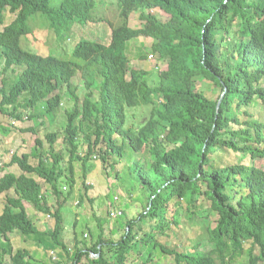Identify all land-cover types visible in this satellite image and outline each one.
<instances>
[{
	"label": "trees",
	"instance_id": "obj_1",
	"mask_svg": "<svg viewBox=\"0 0 264 264\" xmlns=\"http://www.w3.org/2000/svg\"><path fill=\"white\" fill-rule=\"evenodd\" d=\"M95 6V0H0V114L22 121L20 109L44 104L52 117L63 94L77 98L71 90L75 75L94 72L97 78L86 82V90L94 87L98 99L89 92L67 116L69 162H80L86 174L95 157L116 171L125 143L139 157L128 174L146 193L147 207L138 218L126 221L116 242L105 240L102 233L93 238L87 228L91 243L79 249L81 242L74 235L70 256L63 241V209L75 180L72 169L65 174L63 156L54 148L58 134L48 133L49 157L38 153L32 164L31 154L13 153L5 164L17 167L20 174L0 179V264H6V257L9 264L33 260L29 250L13 252L11 233L46 235L49 251L61 248L70 258L68 264H84L85 257L89 264H132L136 258L142 264L166 258L175 264H229L245 243L250 245L247 264H264V170L251 161L243 163L249 155L264 159V0H117L121 23L111 27L107 45L80 40L73 61L21 49L20 39L30 33L33 15L46 17L63 40L62 32L93 21ZM157 9L169 19L161 21L153 12ZM131 11L141 13L142 28L128 27ZM8 13L13 20L6 26ZM141 37L151 40V55L169 61L154 84L129 68L126 50L130 41ZM146 55L138 51L141 59ZM16 69L7 88L6 75ZM128 78L136 81L135 87ZM198 80H207L208 90L216 88L221 96L198 91ZM256 105L262 109L253 111ZM81 141L86 144L83 155L78 151ZM36 146L42 147V141L37 139ZM144 154L148 164L142 161ZM230 154L238 156L236 162L225 161ZM52 195L53 210L48 205ZM200 198L201 206H209L200 216L216 217L215 225L206 229L214 248L203 252L198 243L183 250L168 246L182 216L197 214ZM25 205L52 216L53 228L37 231Z\"/></svg>",
	"mask_w": 264,
	"mask_h": 264
},
{
	"label": "rangeland",
	"instance_id": "obj_2",
	"mask_svg": "<svg viewBox=\"0 0 264 264\" xmlns=\"http://www.w3.org/2000/svg\"><path fill=\"white\" fill-rule=\"evenodd\" d=\"M95 1L96 6L93 12V21L85 25L75 24L71 31L62 32L60 35L63 36V40L56 34L46 17L39 13L33 15L28 21L30 33L20 39L21 49L38 56H53L65 61H73V52L80 40L101 42L107 45L111 38V27H116L121 23L117 0ZM153 12L163 22L169 19V16L159 9ZM140 15L139 11H131L129 13L127 20L129 28H142L145 21L141 20ZM12 20L13 16L9 13L6 14L5 25H9ZM2 29L3 27H0V30ZM130 43L129 52L128 48L126 50V54L130 58L129 68L136 70L139 76H147L149 81L154 84L158 79L159 72L167 69L169 64L168 59L160 60L156 56L151 55V40L147 38L141 37L130 41ZM138 51L142 55L147 54V59H141L138 56ZM16 72H18V69L15 71L9 70L7 73L6 76L9 80L7 88L15 78ZM93 77L97 78L94 72L91 75L90 73L85 75V77L81 73H77L72 80L73 85L71 88L77 95V98L73 97L72 99L63 94L64 99H62L61 106L55 110L52 117L46 114L44 104H40L37 108L29 111H26L24 108L20 109L23 112L22 121H16L13 118L8 119L7 116L5 117L0 114V179L7 173L20 174L19 169L15 166L11 168L5 167V164L9 162L13 153L19 155L23 153L31 154L32 164L37 163L38 153H42L43 158L49 157L48 151L50 148L45 136L48 133L58 134L54 148L63 156L65 174L69 176L70 169H72L75 180L73 192L63 209L65 228L63 241L67 247L71 243L73 252L75 251L76 244L74 235L81 242L78 245L79 249H84L87 247V244L91 243L88 231H84L86 228L91 229L93 238L98 235V231L99 235L103 234L105 240L116 242L124 233L126 221L138 218L143 213L145 207H147L146 193L140 187L136 177L128 174V167L139 157L134 156L132 150L125 143L123 145L124 157L121 163L116 166V171H111L108 166L103 167L101 161L95 157L88 163L89 167L86 174L80 162H69L70 147L64 141L65 127L68 122L67 116L68 113L74 110L75 103L82 104L85 95L89 92H92L93 100L98 99L99 93L94 87L86 90V82ZM127 82L132 87H135L136 81H131L128 78ZM196 85L198 91L207 90L210 95L221 96L219 90L216 88L211 91L208 90L209 82L207 80H198ZM64 91L65 89L62 90V93ZM259 109H262L261 106L256 105L252 110ZM37 139L42 141V147L36 146ZM78 151L82 155L86 152V144L82 141L79 142ZM237 158V155L230 154V157H227L225 161L234 163ZM142 161L147 164L149 163L147 154L143 155ZM249 161L264 170V159H252L249 155L244 158L243 163L247 164ZM40 183L45 185L43 181H40ZM62 186L63 191L68 190V187ZM86 187H89V189L85 190ZM48 199V205L53 210L56 206V199L53 195L49 196ZM200 201H202V198L198 201L197 214L195 216H191V218H188L186 215L182 216L176 235L171 236L166 241L168 246L183 250V247L186 248L191 244L198 243L200 245L198 251L203 252H209L214 248L213 244L207 241L206 229L208 226L213 227L215 225L216 217L214 214H210L207 219L202 218L200 215L204 214L209 206L206 203L201 206ZM183 203V207H185L186 199H184ZM25 206L31 220L34 221L37 227V231L39 229V232H42L44 228L50 230L53 228L54 219L52 216L37 213L31 206ZM2 210L3 205L0 202V213ZM113 210L120 211L122 216L112 217L110 214ZM75 223L76 227H74ZM9 237L13 252L17 249L29 250L33 257L31 264H53L50 252H57L56 250L60 249L55 248L49 251L48 244L50 241L46 235L25 237L18 233H11ZM249 248V243H245L243 250L236 253L229 264H247ZM254 253H257V251L255 250ZM91 255L90 259H93ZM5 259L6 264H9V258L6 257ZM82 263L89 264L86 257L82 259ZM131 263L142 264V261L136 258ZM159 264L175 263L172 258H166L160 259Z\"/></svg>",
	"mask_w": 264,
	"mask_h": 264
},
{
	"label": "crops",
	"instance_id": "obj_3",
	"mask_svg": "<svg viewBox=\"0 0 264 264\" xmlns=\"http://www.w3.org/2000/svg\"><path fill=\"white\" fill-rule=\"evenodd\" d=\"M27 208V207H26ZM2 213V212H1ZM1 213H0V215H1ZM95 228V227H94ZM87 229V228H86ZM86 229H84V231L86 230ZM88 229H90V228H88ZM45 230L47 231V230H49V229H46V228H44V230L42 231V232H45ZM90 231H91V229H90ZM92 232V231H91ZM97 233H98V235H99V232L97 231ZM97 235V236H98ZM65 243V242H64ZM66 244V243H65ZM68 247H70V248H68V252L70 253V256H72V253H73V249H71L73 246L71 245V243L68 245ZM51 251V250H50ZM57 252H55L56 254H57V256H58V258H59V260H60V262L62 263V264H68V263H70V258H69V256H68V254H66V253H64V251L60 248L59 250H56ZM54 264V263H53Z\"/></svg>",
	"mask_w": 264,
	"mask_h": 264
},
{
	"label": "built area",
	"instance_id": "obj_4",
	"mask_svg": "<svg viewBox=\"0 0 264 264\" xmlns=\"http://www.w3.org/2000/svg\"><path fill=\"white\" fill-rule=\"evenodd\" d=\"M110 215L112 217H118V216H122V213L120 211L113 210ZM50 256H51V260L53 261V263L57 264L59 262V258L54 251L50 252Z\"/></svg>",
	"mask_w": 264,
	"mask_h": 264
},
{
	"label": "water",
	"instance_id": "obj_5",
	"mask_svg": "<svg viewBox=\"0 0 264 264\" xmlns=\"http://www.w3.org/2000/svg\"><path fill=\"white\" fill-rule=\"evenodd\" d=\"M220 101H221V100L218 101V103H217V107H219V105H220ZM99 254H100V253H98L97 255L92 254L91 256L93 257V259H96V258L99 256Z\"/></svg>",
	"mask_w": 264,
	"mask_h": 264
}]
</instances>
